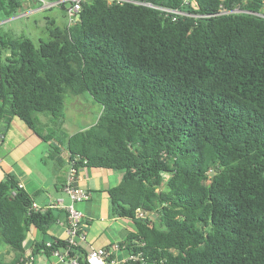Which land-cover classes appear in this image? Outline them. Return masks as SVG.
<instances>
[{
  "label": "trees",
  "instance_id": "16d2710c",
  "mask_svg": "<svg viewBox=\"0 0 264 264\" xmlns=\"http://www.w3.org/2000/svg\"><path fill=\"white\" fill-rule=\"evenodd\" d=\"M139 1L199 16L86 0L72 24L47 19L37 43L0 32V141L14 118L42 136L38 114L53 121L67 93L88 92L101 105L95 123L50 152L59 161L65 145L77 171L122 172L106 192L112 214L135 225L117 245L139 257L126 264H264V0ZM23 2L0 0V20ZM31 202L6 173L0 243L12 258L0 264H24L31 229L56 221ZM46 241L30 254L66 247ZM69 255L88 264L80 246Z\"/></svg>",
  "mask_w": 264,
  "mask_h": 264
},
{
  "label": "crops",
  "instance_id": "0c3cea01",
  "mask_svg": "<svg viewBox=\"0 0 264 264\" xmlns=\"http://www.w3.org/2000/svg\"><path fill=\"white\" fill-rule=\"evenodd\" d=\"M52 8H42L33 0H24L17 14L0 20V32H7L13 36L24 35L23 26H27L28 23L25 22L26 19L41 15ZM47 19L53 20V16L42 17L40 24L43 28L42 33L45 32ZM39 122L46 131L41 134L42 136L35 134L22 121L14 118L0 141V180L6 173L11 174L38 209H51L57 217L46 234L36 228L31 229L25 243L26 253L30 252L29 246L35 241L52 238L65 240L67 237L66 212L62 207L70 203L63 191L68 169L67 151L65 145H61L59 161H54L50 152L51 145H59L57 139L62 143L65 139L64 136H53L51 116H42ZM121 178L122 172L118 170L83 166L78 169L76 179L78 186L88 189L91 193L89 200L74 204L75 209L83 214L81 226L85 233V239L77 241L78 246L85 252L92 248L110 249L113 264H126L128 251L123 246L111 248L123 243L127 234L135 231V225L130 218L119 217L111 212L106 191L118 185ZM35 261L40 264L58 263L54 257L44 255H37Z\"/></svg>",
  "mask_w": 264,
  "mask_h": 264
},
{
  "label": "built area",
  "instance_id": "2783aa9c",
  "mask_svg": "<svg viewBox=\"0 0 264 264\" xmlns=\"http://www.w3.org/2000/svg\"><path fill=\"white\" fill-rule=\"evenodd\" d=\"M41 5L42 8H50L53 6H59L62 3H67L65 7V15L68 24H72L78 16V12L81 8V3L86 0H33ZM109 2L113 0H108ZM116 2L128 1L134 4H141L151 8H155L159 10L164 16H169L171 19H175L178 16H193L197 17L199 15L191 14L188 12L180 11L174 8H167L161 6H154L150 3L142 2L139 0H114ZM185 4L193 3V0H184ZM240 9L234 8L232 10L220 9L219 14L229 13V12H239ZM77 179V169L73 165H69L66 175L65 181L63 184V191L69 198L70 203L67 205H62L63 209L66 212V247L55 249L51 252L52 257L56 259L58 263L63 264H79L77 257H72L69 255L70 246H78V240L85 239V233L81 226V219L83 218V214L75 209L74 204L77 202H83L90 199L91 193L88 189L80 187L76 184ZM18 187L21 188V184L18 183ZM30 208L38 209L37 205L32 201ZM137 216H143L146 212L137 209ZM46 246H50L51 242L46 241ZM118 246L114 245L111 249H117ZM31 252V251H30ZM30 252L26 253L24 256V264H40L35 261V256H32ZM139 257L137 255L129 254L127 261H135ZM85 260L88 264H113V260L111 259V250L108 248H100V249H90L86 252ZM126 261V262H127Z\"/></svg>",
  "mask_w": 264,
  "mask_h": 264
},
{
  "label": "rangeland",
  "instance_id": "374dc122",
  "mask_svg": "<svg viewBox=\"0 0 264 264\" xmlns=\"http://www.w3.org/2000/svg\"><path fill=\"white\" fill-rule=\"evenodd\" d=\"M44 16H53V20L57 25L64 26L67 23L63 9L59 6H53L49 11L43 12L41 15L31 16L26 19L28 22L23 26L24 35L31 38L35 43L39 39H46V32L42 33L41 21ZM14 28V27H13ZM101 111V105L94 101L88 92H84L79 96L69 93L65 96L63 111L53 118V136H64V139L71 133L85 129L94 124L98 114ZM50 116L40 113L38 117ZM40 134L46 131L39 126ZM0 258L8 262L12 258L11 251L3 243H0Z\"/></svg>",
  "mask_w": 264,
  "mask_h": 264
},
{
  "label": "water",
  "instance_id": "95a60500",
  "mask_svg": "<svg viewBox=\"0 0 264 264\" xmlns=\"http://www.w3.org/2000/svg\"><path fill=\"white\" fill-rule=\"evenodd\" d=\"M79 15V14H78ZM78 17V16H77ZM212 173H210V175H211ZM63 264V263H62Z\"/></svg>",
  "mask_w": 264,
  "mask_h": 264
}]
</instances>
